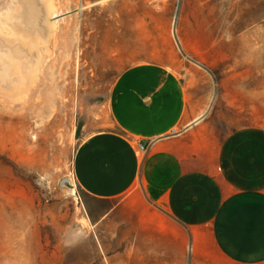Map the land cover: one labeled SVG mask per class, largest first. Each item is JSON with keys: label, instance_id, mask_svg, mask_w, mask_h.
<instances>
[{"label": "rangeland", "instance_id": "obj_1", "mask_svg": "<svg viewBox=\"0 0 264 264\" xmlns=\"http://www.w3.org/2000/svg\"><path fill=\"white\" fill-rule=\"evenodd\" d=\"M0 16V264H264L229 257L208 231L193 244L143 187L130 211L73 172L134 63L206 80L203 118L220 135L264 125V0H0Z\"/></svg>", "mask_w": 264, "mask_h": 264}, {"label": "crops", "instance_id": "obj_2", "mask_svg": "<svg viewBox=\"0 0 264 264\" xmlns=\"http://www.w3.org/2000/svg\"><path fill=\"white\" fill-rule=\"evenodd\" d=\"M179 67L145 61L120 73L109 125L76 147L75 179L94 197L124 196L130 211L142 207L143 187L145 199L193 244L208 231L229 257L263 259L264 125L218 134L204 116L198 119L208 105L207 92L198 89L206 80L195 85Z\"/></svg>", "mask_w": 264, "mask_h": 264}, {"label": "bare ground", "instance_id": "obj_3", "mask_svg": "<svg viewBox=\"0 0 264 264\" xmlns=\"http://www.w3.org/2000/svg\"><path fill=\"white\" fill-rule=\"evenodd\" d=\"M83 6H84V4L81 3L79 9L81 10ZM55 11H56V10H54V12H55ZM0 20L3 21V19H2L1 16H0ZM2 27H3V25L0 24V30H3ZM204 114H205V111H204V113H203L202 115H200V116L198 117V119L202 118V117L204 116Z\"/></svg>", "mask_w": 264, "mask_h": 264}, {"label": "built area", "instance_id": "obj_4", "mask_svg": "<svg viewBox=\"0 0 264 264\" xmlns=\"http://www.w3.org/2000/svg\"><path fill=\"white\" fill-rule=\"evenodd\" d=\"M140 148L141 149H146V145L144 143H140Z\"/></svg>", "mask_w": 264, "mask_h": 264}, {"label": "water", "instance_id": "obj_5", "mask_svg": "<svg viewBox=\"0 0 264 264\" xmlns=\"http://www.w3.org/2000/svg\"><path fill=\"white\" fill-rule=\"evenodd\" d=\"M178 9H179V5H178ZM58 16V15H57Z\"/></svg>", "mask_w": 264, "mask_h": 264}]
</instances>
